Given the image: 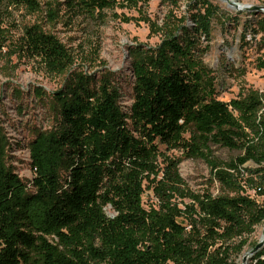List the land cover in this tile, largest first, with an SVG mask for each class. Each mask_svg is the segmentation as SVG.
Wrapping results in <instances>:
<instances>
[{
  "label": "trees",
  "instance_id": "obj_1",
  "mask_svg": "<svg viewBox=\"0 0 264 264\" xmlns=\"http://www.w3.org/2000/svg\"><path fill=\"white\" fill-rule=\"evenodd\" d=\"M4 1L43 12L45 5L51 20L59 5L99 24L145 22L161 42L130 48L134 83L125 110L111 72H70L75 57L67 45L39 24L25 27L24 52L68 75L53 94L55 124L28 143L29 181L0 145V264H239L264 223V94L243 88L230 101L218 97L205 55L214 21L225 14L220 7L195 0L188 14L175 15L181 0H159L168 8L160 25L148 14L152 0ZM251 14L264 49V12ZM257 67L264 71V52ZM164 148L204 160L209 186L188 189L180 159ZM216 148L235 154L221 157ZM150 181L158 203L146 208ZM252 260L264 264V247Z\"/></svg>",
  "mask_w": 264,
  "mask_h": 264
},
{
  "label": "rangeland",
  "instance_id": "obj_2",
  "mask_svg": "<svg viewBox=\"0 0 264 264\" xmlns=\"http://www.w3.org/2000/svg\"><path fill=\"white\" fill-rule=\"evenodd\" d=\"M234 1L264 6V0ZM212 2L225 13L214 21L213 38L205 55V61L217 75L218 97L230 101L243 88H253L264 94V71L257 67V59L264 49L258 44L261 35L254 36V24H251L256 15L251 11L234 9L224 0ZM194 4L195 0H181L174 10L175 15L188 14ZM43 6L44 12L0 0V125L4 135L3 138L0 136V145L4 158L25 181L33 177L28 143L36 132L50 129L55 124L53 94L63 87L68 75L51 73L40 60L24 52L21 41L25 27L39 24L65 43L75 57L70 72L85 71L97 78L111 72V78L121 90L120 101L125 110L131 106L134 83L130 48L136 44L156 46L161 42V35L152 32L145 22H124L110 17L105 24H99L75 18L59 5L58 16L51 20ZM148 10L151 19L160 25L168 13V8L161 5L159 0H152ZM130 14L137 15L135 11ZM227 15L234 19L224 22L223 18ZM244 32L247 33L248 44H242ZM163 150L166 156L180 159L179 172L188 189L199 192L209 186L210 168L204 160L188 158L179 150ZM216 154L227 157L235 153L216 148ZM165 163V158H161L160 164L163 166ZM153 188L151 181L147 183L143 195L146 208L158 203ZM212 189L217 192L218 184ZM258 199L264 202V196ZM175 200L180 205L189 202L181 197ZM105 209L108 215L115 214L110 205ZM263 234L264 223L252 235V243L238 259L239 264H243V256ZM247 264H253L252 256Z\"/></svg>",
  "mask_w": 264,
  "mask_h": 264
},
{
  "label": "water",
  "instance_id": "obj_3",
  "mask_svg": "<svg viewBox=\"0 0 264 264\" xmlns=\"http://www.w3.org/2000/svg\"><path fill=\"white\" fill-rule=\"evenodd\" d=\"M228 2L229 5H233L236 7L237 10H247V11H264V6H260V5H250V4H238V3H234L233 1L231 0H226ZM264 247V237L261 238L257 244L252 247L250 249V251L248 253H246L244 256H243V264H246L247 261H248V257H249V254H252V256L261 248Z\"/></svg>",
  "mask_w": 264,
  "mask_h": 264
},
{
  "label": "bare ground",
  "instance_id": "obj_4",
  "mask_svg": "<svg viewBox=\"0 0 264 264\" xmlns=\"http://www.w3.org/2000/svg\"><path fill=\"white\" fill-rule=\"evenodd\" d=\"M226 3H228L226 0H224ZM231 1H233L234 3L236 2V1H234V0H231ZM236 3H238V2H236ZM238 4H240V3H238ZM229 5V4H228ZM230 7H232V8H234V9H236V7L235 6H233V5H229ZM264 237V234L261 236V238H263ZM260 238V239H261ZM252 256V254H249V257H248V259L250 258ZM247 264V263H246Z\"/></svg>",
  "mask_w": 264,
  "mask_h": 264
}]
</instances>
